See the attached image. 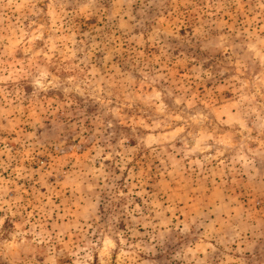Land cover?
<instances>
[{"label": "clouds", "instance_id": "9594fccd", "mask_svg": "<svg viewBox=\"0 0 264 264\" xmlns=\"http://www.w3.org/2000/svg\"><path fill=\"white\" fill-rule=\"evenodd\" d=\"M0 264H264V0H0Z\"/></svg>", "mask_w": 264, "mask_h": 264}]
</instances>
